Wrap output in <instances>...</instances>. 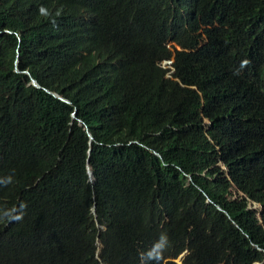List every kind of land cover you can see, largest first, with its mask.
<instances>
[{
	"label": "trees",
	"instance_id": "trees-1",
	"mask_svg": "<svg viewBox=\"0 0 264 264\" xmlns=\"http://www.w3.org/2000/svg\"><path fill=\"white\" fill-rule=\"evenodd\" d=\"M185 252L264 264V0H0V264Z\"/></svg>",
	"mask_w": 264,
	"mask_h": 264
},
{
	"label": "clouds",
	"instance_id": "clouds-1",
	"mask_svg": "<svg viewBox=\"0 0 264 264\" xmlns=\"http://www.w3.org/2000/svg\"><path fill=\"white\" fill-rule=\"evenodd\" d=\"M201 35H202V38H203L206 42H208L207 34H206V33L204 34V31L201 32ZM172 45L175 47V52H173V50H172ZM167 47H168L169 50L171 51V53H172V57H171V59H167V60H164V61L160 62L159 65H160V67H162L163 69H167V70H169V71L176 72V69H175L174 65H175V63H176L177 53H178V52H190V51L183 49V48H182L181 46H179L177 43L172 42V41H169V42H168ZM53 95L56 96V97H59L61 100H64V101H65V99H64L63 97H60L58 94H53ZM67 103L70 104L69 101H67ZM74 115H77V111L74 113ZM74 115H73V116H74ZM76 119H77V117H76ZM91 173H92V172H91ZM90 175H91V174H90V171H89V176H90ZM90 181H91L92 183H93V181H94L93 174H92V180H91V176H90ZM21 194H25V191L22 190V191H21ZM23 197H24L23 195H16L15 198H14V200H16L17 202H21L22 199H23ZM208 202H209V201H208ZM251 208H252V207H251ZM254 208L257 209L258 207H254ZM22 209H23V207H19V206L16 207L15 210H14V212L11 213V214H9L8 217L5 219L6 224H7V225L15 224L16 214L18 213L19 210H22ZM92 212H93V214L95 215V218L97 219L96 208H93V211H92ZM99 226H100L101 228H100ZM97 227H98L99 230H104V227L101 226V225L98 224V223H97ZM102 247H103V246H102V243H101L100 239L98 238V255H99V253H100ZM186 255H187V254H186V252H185V253L182 254L178 259H176L175 262H176L177 264H184V260H185ZM142 260H143V259H142ZM167 261H168V260H166L164 264H167Z\"/></svg>",
	"mask_w": 264,
	"mask_h": 264
},
{
	"label": "water",
	"instance_id": "water-1",
	"mask_svg": "<svg viewBox=\"0 0 264 264\" xmlns=\"http://www.w3.org/2000/svg\"><path fill=\"white\" fill-rule=\"evenodd\" d=\"M32 83H33V85L35 86V87H37V88H40V86L38 85V83L35 81V80H32ZM76 117H77V115H74L73 116V118L74 119H76ZM89 136H90V140L92 141L93 140V137L91 136V134L89 133ZM89 171H90V169H89ZM90 176H91V180H92V173H91V171H90ZM100 227V226H99ZM101 228V227H100Z\"/></svg>",
	"mask_w": 264,
	"mask_h": 264
},
{
	"label": "rangeland",
	"instance_id": "rangeland-1",
	"mask_svg": "<svg viewBox=\"0 0 264 264\" xmlns=\"http://www.w3.org/2000/svg\"><path fill=\"white\" fill-rule=\"evenodd\" d=\"M172 50H173V52H175V47L172 45Z\"/></svg>",
	"mask_w": 264,
	"mask_h": 264
}]
</instances>
